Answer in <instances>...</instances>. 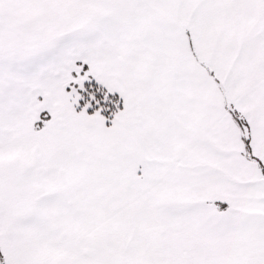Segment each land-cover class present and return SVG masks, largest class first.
<instances>
[{
    "label": "snow or ice",
    "instance_id": "obj_1",
    "mask_svg": "<svg viewBox=\"0 0 264 264\" xmlns=\"http://www.w3.org/2000/svg\"><path fill=\"white\" fill-rule=\"evenodd\" d=\"M0 264H264V0H0Z\"/></svg>",
    "mask_w": 264,
    "mask_h": 264
}]
</instances>
